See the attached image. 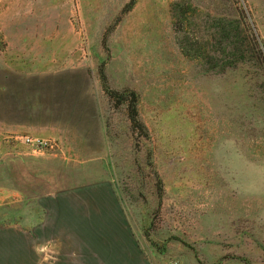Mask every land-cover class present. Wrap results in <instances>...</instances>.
Masks as SVG:
<instances>
[{
    "label": "rangeland",
    "instance_id": "rangeland-1",
    "mask_svg": "<svg viewBox=\"0 0 264 264\" xmlns=\"http://www.w3.org/2000/svg\"><path fill=\"white\" fill-rule=\"evenodd\" d=\"M79 72L96 152L47 127L42 82ZM69 187L130 262L264 264V0H0V237L42 209L16 193Z\"/></svg>",
    "mask_w": 264,
    "mask_h": 264
},
{
    "label": "crops",
    "instance_id": "crops-1",
    "mask_svg": "<svg viewBox=\"0 0 264 264\" xmlns=\"http://www.w3.org/2000/svg\"><path fill=\"white\" fill-rule=\"evenodd\" d=\"M74 77L61 76L42 82V101L50 113L47 127L91 130L96 140L94 143L78 142L74 145L76 148L66 149L82 151L77 148L82 145L86 151L96 152L101 150L99 143L104 137L96 102L85 84L80 82L83 74L79 72ZM57 138L63 142V138ZM65 160H62L64 172L74 171L72 161ZM16 197L26 203H39L42 209L39 213L35 211L32 225L11 228L0 237V264H65L70 255L68 243L73 248L74 258L81 255L86 258L83 264H140L138 258L132 262L129 260L130 257L134 259L137 252L136 247H130L127 232L122 229L101 230L103 225H98V220L107 218V211L96 209L90 197L82 198L78 188L69 187L38 197L16 193ZM100 230L105 234L98 239ZM109 233H116L118 241H113L114 235L110 238Z\"/></svg>",
    "mask_w": 264,
    "mask_h": 264
},
{
    "label": "built area",
    "instance_id": "built-area-1",
    "mask_svg": "<svg viewBox=\"0 0 264 264\" xmlns=\"http://www.w3.org/2000/svg\"><path fill=\"white\" fill-rule=\"evenodd\" d=\"M24 141V143L30 146L34 151H41V149L44 148H51V144L48 141L30 138H26Z\"/></svg>",
    "mask_w": 264,
    "mask_h": 264
},
{
    "label": "trees",
    "instance_id": "trees-1",
    "mask_svg": "<svg viewBox=\"0 0 264 264\" xmlns=\"http://www.w3.org/2000/svg\"><path fill=\"white\" fill-rule=\"evenodd\" d=\"M133 95V97H135V95L134 94H132ZM132 122H135L136 123V111L133 109V113H132Z\"/></svg>",
    "mask_w": 264,
    "mask_h": 264
}]
</instances>
